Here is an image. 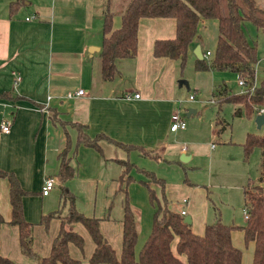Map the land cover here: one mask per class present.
Here are the masks:
<instances>
[{"label":"crops","instance_id":"obj_1","mask_svg":"<svg viewBox=\"0 0 264 264\" xmlns=\"http://www.w3.org/2000/svg\"><path fill=\"white\" fill-rule=\"evenodd\" d=\"M102 1L0 0V124L9 123L8 131H3L0 126V168L12 171L27 191L21 197L22 209L24 217L33 223L32 234L34 226L39 225L34 223H43L42 215L59 206V186L62 183L73 188L84 184L99 189L104 195L108 191L115 195L123 184L120 175L127 161L133 163L128 171L135 167L143 173L140 168L146 167L147 159L156 160L161 165L179 153L187 155L188 159L199 155L201 148L197 142H194L191 151L188 148L183 151L180 139L176 137L178 129L169 128L170 115L180 98L175 93H180L183 85L189 88L190 80L194 86L193 93L202 94V98L209 101L215 100L212 91L217 84L220 85L219 90L226 89L220 84V78L221 72L227 68H195L194 79H191L189 72H178V59L153 54L156 39L175 36L173 17L139 18L135 54L118 58L114 75L103 78L100 57ZM257 1L264 8V0ZM119 25L120 16L115 14L113 26ZM256 30L264 35L263 30ZM217 37L218 20H200L197 34L188 46L187 59L194 63L199 58L193 51L195 45H199L202 57H205L203 52L207 49L213 53ZM254 65V84H257L264 78V65L260 69L256 68V62ZM15 74L19 75L17 81ZM181 76L188 79L187 85L178 82ZM78 88H82L83 92L66 96L68 90ZM242 89L243 86L239 91ZM134 91H138L139 95L124 97L125 92L132 94ZM237 116L252 120L244 113ZM185 129L186 125L179 134H184ZM99 133L106 136H97ZM80 134L96 138L100 149L78 142ZM116 141L130 146L124 147ZM241 142L238 143L243 154ZM134 155L135 159H132ZM62 156L73 164L75 171L61 182L57 173ZM48 175L55 179L50 192L56 187L58 190L57 207L51 206L53 209L44 206L50 192H41L44 177ZM156 184L151 182L150 185L154 188ZM39 199L43 202H36ZM166 200L168 206L177 210L184 208L187 213L185 206L174 207L170 205V199ZM151 205L154 210V205ZM0 212L4 218L0 225V253L11 258L14 264H38L36 259L21 251L18 226L7 222L11 216V204L9 181L5 176H0ZM83 213L99 218L101 232L119 256L123 213L116 223L108 221L104 204L100 212ZM217 218H220L218 213L211 221ZM49 222L56 224L58 231L60 218L51 216ZM206 222L192 225L191 219V228L201 233ZM83 226L73 222V228L83 234V248L69 241L68 250L72 256L78 257L72 246L84 249L82 264H90L88 258L94 242ZM150 228L146 229L140 241H136L135 256ZM56 233L44 238L42 244H38L33 236L35 252L46 255ZM231 240L241 249L240 264H252L253 241H245L243 230L238 227L231 229ZM175 242L176 239H173L171 244L174 251ZM181 257L184 258V255Z\"/></svg>","mask_w":264,"mask_h":264},{"label":"trees","instance_id":"obj_2","mask_svg":"<svg viewBox=\"0 0 264 264\" xmlns=\"http://www.w3.org/2000/svg\"><path fill=\"white\" fill-rule=\"evenodd\" d=\"M14 1L10 6L13 7ZM115 14L120 16V25L113 26ZM141 17H173L175 36L156 39L153 42V54L179 60L182 65L187 58V49L197 34L199 21L205 18L218 20V37L212 56L197 58L194 67L228 68L241 73L247 86L254 83L257 44L249 40L244 32L245 22L264 31V8L257 0H103L102 1V40L100 48L101 75L111 78L117 70L116 61L120 57L133 56L136 50L137 26ZM221 100L242 101L244 108L237 106L233 114L253 115L257 107L264 105V78L240 92L225 94ZM223 120V121H222ZM219 119L218 130L225 127L224 119ZM97 136H106L99 133ZM98 138V137H97ZM93 145L100 149L96 138L82 136L78 142ZM124 147L130 144L116 141ZM245 158L254 146L261 149L259 174L256 182L243 186V196L249 214L243 224L226 223L220 218L206 222L201 233L192 230L190 222L183 220L179 210L168 206L166 196L161 198L155 193L151 182L164 187V178L153 170L142 169L146 178H140L148 188L149 200L154 205L151 228L142 242L137 256L134 248L137 239V218L128 202L126 184L133 178L128 168L133 163H124L125 185L122 217V246L117 256L113 246L99 228V218L86 215L75 206V194L65 184H60L59 206L44 213L41 220L46 225L51 216L60 218L59 228L51 241L50 251L46 255L35 252L32 246L33 223L24 217L21 197L27 191L23 189L12 171L0 168V176L9 181V200L11 216L8 223L18 226V241L23 253L35 257L38 264H82V260L69 253L68 242L72 241L83 248V236L73 228L74 221L83 223L89 232L94 247L88 258L90 264L105 262L108 264H240L241 249L231 240V229L241 228L245 241L254 243L252 264H264V131L246 132L241 142ZM137 146V145H136ZM145 150V149H144ZM143 151V149H142ZM148 152L147 150H145ZM144 152V151H143ZM74 166L62 156L59 179L65 181L74 174ZM124 173L120 176L122 177ZM66 205V210L62 208ZM4 218L0 212V225ZM175 242V251L171 244ZM184 255V258L181 257ZM0 264H14L13 260L0 253Z\"/></svg>","mask_w":264,"mask_h":264},{"label":"rangeland","instance_id":"obj_3","mask_svg":"<svg viewBox=\"0 0 264 264\" xmlns=\"http://www.w3.org/2000/svg\"><path fill=\"white\" fill-rule=\"evenodd\" d=\"M243 28L247 38L256 41V54L258 57L256 68L260 69L264 65V35L249 22H245ZM177 65L180 74L189 72L191 79H194L192 74L195 67L190 59L186 58L182 65L177 60ZM221 73L220 84L224 85L226 89L219 90L220 85L216 83L217 85L212 91L214 101L202 98L203 95L197 92L193 93L195 97L193 100H186L187 94L194 90V86L191 84L192 80L189 82V88L183 85L181 92L175 93L176 96L182 99L180 111L184 114L187 123L184 134H179L180 129H183L179 128L176 137L180 139L181 144L185 143L190 151L194 142H197L201 148L199 155H192L190 159L183 160L180 158L179 153L173 155L170 158L171 160L165 163L162 162L161 165L156 160L147 159L145 162L146 167H143L148 170L152 169L157 175L163 176L164 187L161 189L159 185H154L155 193L160 196L163 192L166 198L170 199V205L174 207L185 206L186 214L191 216L192 225H195L196 222H210L215 218L216 213L226 223L243 224L245 218L242 209L247 205L242 189L244 185L256 182L259 174L260 148L254 146L245 158L238 142L243 141L246 131L262 133L264 123L257 126L254 115H251L252 120H250L233 114L234 107L241 106L244 108V103L242 101L233 102L221 99L230 92H240L241 85L238 84L237 73L233 70L227 68ZM220 93L222 94L219 95ZM188 107L196 108L197 112L186 114ZM220 118H224L229 122H225V127L218 130V119ZM213 132L214 134H212ZM132 159H135V155ZM123 173L121 178L125 176V172ZM128 173L133 176L129 184H126L128 202L138 220L136 241H140L146 229L151 226L153 208L149 200L147 186L138 180L140 176L145 177L146 175L140 173L135 167H132ZM72 185L74 186L73 183ZM69 188L75 194V206L79 210L83 212H100L104 204V213L107 214L109 222L116 223L118 218L121 217L125 200L123 189L117 191L115 195L110 191L107 192V195H104L99 189L95 190L84 184ZM57 194L56 187L50 192V196L44 200V206H50L53 209L58 202ZM36 202L43 201L39 199ZM55 207L57 206L55 205ZM64 210H66V205L62 208V211ZM50 219L51 217L46 225L44 222L36 221L34 223V225L39 224L34 226L33 231L34 239L38 244H42L44 238H48L49 235L57 231L56 224L51 225ZM77 225L83 226L78 220ZM83 228L85 229L84 226ZM85 231L87 232L86 229ZM81 235L83 236V234ZM72 247L75 248L77 254H79L78 257L83 262L84 249H80L75 245ZM27 256L35 259L31 255Z\"/></svg>","mask_w":264,"mask_h":264},{"label":"built area","instance_id":"obj_4","mask_svg":"<svg viewBox=\"0 0 264 264\" xmlns=\"http://www.w3.org/2000/svg\"><path fill=\"white\" fill-rule=\"evenodd\" d=\"M203 55L208 59L212 56V53L210 50H205L203 52ZM15 81H17L19 79V75L18 74H15ZM237 82L238 84H240L241 86H243V89L242 90H246L247 88H249V90H252L253 87H254V83L253 84H250L247 86V83L245 81V77L241 74V73H237ZM83 92V89L82 88H78L76 90H68L66 92V96H72L74 94H79V93H82ZM139 95V92L138 91H134L132 94L130 92H125L124 93V97L126 98H129V97H132V96H138ZM195 97H194V94L193 92H190L187 96H186V100H193ZM181 98H178L177 99V103H178V106L172 111L171 115H170V123H169V128L171 130H176V129H179V128H184L185 125H186V121H185V117H184V114L181 113L180 111V103H181ZM187 110V109H186ZM258 112H263L264 113V105L263 106H260V107H257L253 113V115H255L256 113ZM1 126V129L3 131H8L9 129V123L7 121L5 122H1L0 124ZM187 148L186 144L183 143L182 146H181V149L184 151L185 149ZM55 183V179L53 176L51 175H48V176H45L44 177V180H43V183L41 185V192L43 194H46L48 192H50L53 184ZM180 213L181 214H186L185 213V209L184 208H181L180 210ZM242 212H243V216L246 218L248 217V214H249V210H248V207L245 206L243 207L242 209Z\"/></svg>","mask_w":264,"mask_h":264},{"label":"water","instance_id":"obj_5","mask_svg":"<svg viewBox=\"0 0 264 264\" xmlns=\"http://www.w3.org/2000/svg\"><path fill=\"white\" fill-rule=\"evenodd\" d=\"M194 53L196 54L197 57L201 58L202 57V53L201 50L199 48V45H195L194 49H193ZM178 82H184L187 85V80L184 78H178ZM195 112V108L194 107H188L186 110V114H190V113H194ZM254 121L256 122L257 126H260L262 123H264V113L263 112H258L254 115ZM180 158L183 160H187L188 156L181 153L180 154ZM183 220L186 222H191V218L189 216V214H184L183 215Z\"/></svg>","mask_w":264,"mask_h":264}]
</instances>
